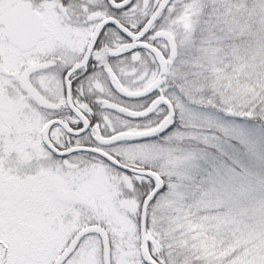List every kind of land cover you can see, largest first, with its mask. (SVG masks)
Returning a JSON list of instances; mask_svg holds the SVG:
<instances>
[{
    "label": "snow or ice",
    "instance_id": "1",
    "mask_svg": "<svg viewBox=\"0 0 264 264\" xmlns=\"http://www.w3.org/2000/svg\"><path fill=\"white\" fill-rule=\"evenodd\" d=\"M0 264H264V0H0Z\"/></svg>",
    "mask_w": 264,
    "mask_h": 264
}]
</instances>
